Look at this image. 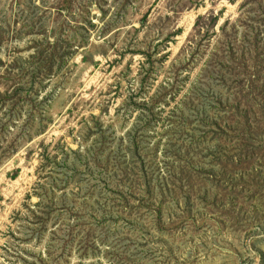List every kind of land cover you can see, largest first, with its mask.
I'll use <instances>...</instances> for the list:
<instances>
[{"label":"rangeland","instance_id":"rangeland-1","mask_svg":"<svg viewBox=\"0 0 264 264\" xmlns=\"http://www.w3.org/2000/svg\"><path fill=\"white\" fill-rule=\"evenodd\" d=\"M0 264H264V0H0Z\"/></svg>","mask_w":264,"mask_h":264}]
</instances>
